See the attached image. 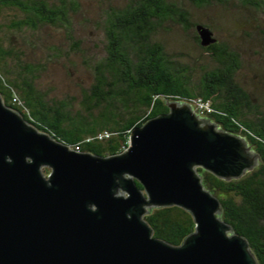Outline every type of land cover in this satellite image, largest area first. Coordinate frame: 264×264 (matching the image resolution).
I'll use <instances>...</instances> for the list:
<instances>
[{"label":"water","instance_id":"1","mask_svg":"<svg viewBox=\"0 0 264 264\" xmlns=\"http://www.w3.org/2000/svg\"><path fill=\"white\" fill-rule=\"evenodd\" d=\"M195 30L200 46L216 42L209 27ZM165 104L122 152L100 156L39 131L0 95V264H258L199 169L237 180L259 155L190 104ZM169 207L195 225L178 246L154 237L144 219Z\"/></svg>","mask_w":264,"mask_h":264},{"label":"trees","instance_id":"2","mask_svg":"<svg viewBox=\"0 0 264 264\" xmlns=\"http://www.w3.org/2000/svg\"><path fill=\"white\" fill-rule=\"evenodd\" d=\"M180 1L184 0H126L105 11V56L88 65L92 84L80 89L79 96L57 99L37 86L42 67L27 63L13 41L16 34L37 32L44 26L66 28L69 15L78 9L77 2L0 0V95L6 106L20 112L39 131L73 149L79 147L80 152L100 156L122 152L134 128L168 111L166 101L192 107L197 101L208 103L210 112L204 117L243 137L260 162L231 181L199 169L202 182L218 198L221 219L247 239L258 264H264V109L236 79L240 70L237 53L217 39L209 47L200 46L195 26L201 23L212 31L216 27L192 20ZM186 1L198 9L215 6L253 14L256 30L264 38V0ZM246 22L250 25L248 18ZM171 23L192 32L194 44L209 54L213 67L195 70L168 53L155 37ZM102 131L110 137L98 140ZM144 219L154 237L176 246L195 228L191 215L178 207L153 209Z\"/></svg>","mask_w":264,"mask_h":264},{"label":"rangeland","instance_id":"3","mask_svg":"<svg viewBox=\"0 0 264 264\" xmlns=\"http://www.w3.org/2000/svg\"><path fill=\"white\" fill-rule=\"evenodd\" d=\"M75 1L78 9L69 15L66 28L44 26L37 32L16 34L13 41L27 63L42 67L37 86L52 98L79 96L80 89L92 84L88 65L105 56L106 40L102 30L105 11L126 0ZM180 4L190 12L192 20L215 25L216 30H211L214 37L239 56L237 81L264 109V38L256 30L255 15L236 10L223 11L215 6L198 9L186 0ZM247 18L250 25L246 24ZM262 27L264 30V22ZM245 33L251 36L247 37ZM155 38L164 44L168 53L176 55L182 64L192 69L211 68L215 64L209 54L194 44L192 32L184 31L177 24H166ZM43 171L47 175L50 169Z\"/></svg>","mask_w":264,"mask_h":264},{"label":"built area","instance_id":"4","mask_svg":"<svg viewBox=\"0 0 264 264\" xmlns=\"http://www.w3.org/2000/svg\"><path fill=\"white\" fill-rule=\"evenodd\" d=\"M193 110L200 117H204V115L210 112L208 103H204L202 101H197L196 104L193 106ZM109 137H110V133L108 131H102L97 135L98 140L107 139ZM74 150L79 151V147H75Z\"/></svg>","mask_w":264,"mask_h":264}]
</instances>
